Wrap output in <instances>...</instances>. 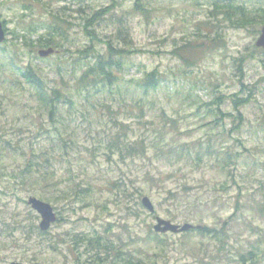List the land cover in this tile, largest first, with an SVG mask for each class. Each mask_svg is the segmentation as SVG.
<instances>
[{"label":"rangeland","instance_id":"obj_1","mask_svg":"<svg viewBox=\"0 0 264 264\" xmlns=\"http://www.w3.org/2000/svg\"><path fill=\"white\" fill-rule=\"evenodd\" d=\"M40 1L0 0V19L7 22L9 31H19L22 27L17 28L18 23L42 20L51 11L63 6L69 8L65 11V17L71 23L68 52L57 49L48 57L39 58L38 48L33 53L25 48L21 54L23 64L29 60L50 86L75 90L82 68L96 61L97 52L105 51L104 42H94V56L83 57L77 50L84 51L92 42L83 32L84 19L113 3L115 6L111 11L99 16L91 29L106 41L109 36L115 38L117 29L126 26L125 41L114 39L116 48L131 50L123 59V70L115 71L122 78L120 82L127 87V80L139 78L153 69L161 76L157 91L145 98L148 100L144 104L149 103L151 110L141 118L135 116L139 111L124 91L122 95H114V99L105 100L111 113L106 107L96 105L98 99L87 103L82 98L84 90L80 98L74 95L76 103L79 102L78 108L71 109L77 111L66 117V124L68 132L72 129L76 132L79 145L74 147L69 158H72L73 173L80 177L87 173L93 179L95 198L91 205L83 208L76 198L68 197L59 202L57 207L68 220L53 223L48 229L49 234L43 238H55L65 231L97 230L114 240L128 243L135 255L147 258L152 257L153 249L159 251L154 243L151 250L143 244L155 217L176 223L185 222L183 217H187L190 218L187 222L194 224L201 222L208 227H223L224 248L220 249L218 240L201 238L194 232L165 233L161 235L165 243L156 255V264H239L238 254L250 250L251 245L259 247L258 256L252 263L244 264H264V50L255 46L262 23L234 24L232 20H237V11L230 4L227 6L233 2L255 10L260 8L258 0H220L225 7L219 9L211 0H140L145 6L143 13L134 11L137 0ZM204 21L212 22L219 34L206 35ZM42 31L44 28L39 27L38 34ZM38 34H33V39ZM11 37L9 33L7 38ZM185 44L194 50L188 46L184 52L182 46ZM5 46L9 49V45ZM178 47L181 48L177 54L196 60L193 66H186L181 57L173 53ZM5 51L0 47V264L33 263L21 257L34 254H40L38 264H63V257L46 251L41 242H36L32 248L27 242L24 244L23 233L31 222V207L22 199L26 201L33 194L22 191L10 174L12 168L18 169L21 157L14 155L12 150L8 156L1 153L4 148L22 146L28 149L48 144L40 123L47 125L42 110H38L27 88L20 91L19 86L11 87V82L20 77L7 61L8 55H3ZM15 61H19V56ZM238 78L245 85L238 96L250 98L235 110L231 95L241 89ZM220 97L221 102H217ZM91 103L97 106L95 112L99 120L93 114ZM111 115L125 122L128 136L145 140L146 153L135 157L134 162L130 159L122 162L118 155H112L117 163L106 161L100 154L108 135L99 128L108 132L107 127L112 125ZM230 128L234 129L229 131ZM208 141L214 150L211 156L204 154ZM165 142H173L179 149L185 147L189 152L194 147L199 152L198 157L195 161L184 162L183 153L175 154L172 157L174 164L170 165L164 153ZM86 147L97 149L92 154ZM223 148L233 154V159L236 157L235 161L229 162L233 178L224 175L216 162L225 156L221 153ZM77 158L87 161L86 172L75 163ZM67 165L65 161L58 164V172L63 177L69 175ZM147 174L160 181L153 187L151 195L144 193L154 205L153 212L143 207L140 202L143 194H137L131 181L146 189L143 179ZM110 179L117 181L118 186L111 187ZM226 180L221 188L220 184ZM183 184L189 188L184 190ZM168 188L180 192V205L173 204L167 195ZM237 202L238 209L235 208ZM68 207L74 210L70 211ZM136 207H139V213L133 215ZM39 221L38 216L37 225ZM224 221L227 222L225 225ZM4 227L6 232L1 231ZM41 238L37 237L38 241ZM15 240L21 242L17 245Z\"/></svg>","mask_w":264,"mask_h":264},{"label":"trees","instance_id":"obj_2","mask_svg":"<svg viewBox=\"0 0 264 264\" xmlns=\"http://www.w3.org/2000/svg\"><path fill=\"white\" fill-rule=\"evenodd\" d=\"M37 2L41 3L40 0H37ZM211 2H213L216 9L225 7V5L220 4V0H211ZM258 2L260 4V8L255 10L248 9L245 4L235 5L233 2L227 3V6L230 4L237 11V20H232V23L238 25L264 23V0H258ZM114 6L115 3L111 4L110 7L105 8L101 12L95 11L91 16L84 19L83 32L90 37L92 42L84 49V51H77L80 52L83 57H87L89 54L94 56V42H104L106 46L104 52H97L95 62L88 64L86 68H82L79 76L77 77L75 90L50 86L43 77L42 72L34 67L29 60L23 64L21 55L25 48L28 49L29 53H33L37 48L44 47L62 49L63 53L69 51L67 40L69 39L71 23L65 17V11L69 9L67 6H63L57 11H51L49 15L42 20H33L28 24L18 23L17 28L22 27L19 31H9L7 28V34L10 33L12 37L10 39H5L4 43L0 44V47L6 50L3 55H8L7 61H9L11 66L17 70L20 79H22L12 81L11 87L19 86L20 91L27 88L26 91H28L30 96H32L36 101L37 107L39 108L38 110H42V114L46 118L45 122L47 126H43L40 123V127L43 131L44 140L48 142V144L45 143L30 146L28 149L22 146L4 148L2 149L3 152L1 155L8 156V153H11L9 150H12L14 151V155L17 154L21 157L22 161L17 166L18 169L12 168L10 174L16 179L15 181L22 191L31 192L33 195L50 203L54 207L57 212V220L55 224L68 220L58 209L57 206L59 202L63 199H67L68 197L76 198L77 201L81 203V208L87 207L94 202L96 192L95 183L87 173H84L83 177H80L78 174L72 172V158L69 157L72 154V151H74V147H78L79 142L77 140L78 137L76 132L73 129L71 132L67 131L68 124H66V117L68 115H73L77 111H71V109H77V105L79 103H76L74 95L76 94L78 98H80V93L84 90L85 94L82 98H84L87 103L98 99L96 105L106 107L108 112L111 113L112 109L105 100L107 98L114 99V95H122V92L124 91V94L129 97L133 105L136 106L139 111V113H135V116L141 118L151 110L149 103H147V105L144 104L145 101L148 100L145 98L151 95L152 92L157 91L161 82V76L159 75L157 69L145 72L139 78H131L127 80V87L124 83L120 82L122 78H120L119 73L115 71L121 72L123 70V59L126 55L131 53V50L126 48H116L114 39L118 41L122 38V41H125L127 32L124 29H126V26L117 29L115 38L109 36L106 41L101 39L98 33L91 29L93 28L96 20L99 19V16H103L105 12L111 11ZM24 7L28 8V5H24ZM134 11L138 13H143L145 11V6L140 0L135 2ZM227 17L230 18V15L228 14ZM118 21L121 23L122 20L119 19ZM3 23L6 24L7 22L4 20ZM202 23L205 24L206 35H210L212 33H215L216 35L219 34L212 22L209 23V21H204ZM39 27L44 28V31L40 34H38ZM36 33L38 36L33 39L32 35ZM5 45H9V49ZM188 46L189 45L187 44L182 46L183 50ZM189 47L193 49V47ZM180 48L181 47L176 48L173 53L181 57L182 62L186 66H193L196 60H189V58H183L182 54H177V51ZM185 51L186 50H184V52ZM18 56L19 61H15V58ZM33 57L36 58V55ZM240 60L242 59L240 58ZM237 80L241 83V89L238 93L231 95V97H233L231 102L233 104V109L235 110H238L241 105L246 104L250 98L238 96L242 92V88H244L245 85L241 78H238ZM234 96L237 97L234 98ZM219 99H221V97L218 98L217 102H221ZM216 104L219 105L218 103ZM91 105L92 108H94L93 114L96 115L95 117L99 120L100 118L95 112L97 106L94 103H91ZM81 113L83 114L84 112ZM89 113L90 112L88 111V114ZM237 116L240 120L241 115L238 114ZM109 120L112 125L107 127L108 132H106L103 127L99 128L101 132L104 131L108 135L106 145L100 152L106 161H115L112 155H118V159L122 162H126L127 159L134 162L136 159L135 157H139V155H144L146 153L147 147L145 140L143 138L134 139L132 136H128L127 131L125 130L126 125L124 121L118 120L117 118L115 119L112 115ZM234 128H230L229 131H232ZM95 131L99 133L98 128H95ZM220 139H222V137ZM164 147L165 157L170 165L174 164L172 157L175 154L183 153L182 160L186 162L195 161L199 153L194 147L191 152H189V150L185 147L179 149L173 142H165ZM204 148L205 155L211 156L214 153V150H211L212 147L210 142ZM95 149H97V147L92 149L86 147V150H90L92 154ZM221 153H225V156L223 159H217L216 161L219 165L220 171L224 175L226 174L227 176L233 178V172L231 173L229 170V162L235 161L236 157L233 159V154L225 148L221 150ZM235 155H238L237 152ZM58 158H62L63 160H58ZM176 158L179 160V157ZM63 161L68 164L67 167H70L69 175L65 177L58 172V164ZM115 162L117 163V160ZM75 163H79L80 167L84 168L85 172L87 171V161H85V159L77 158ZM3 167H6V164H4ZM147 176L143 179L144 184H146V189H144L141 184H135V181L131 180L133 182L132 187L138 195H144V193L151 195L153 187L158 185V182H160L157 181L154 175L147 174ZM108 182L111 187L118 186V182L115 180L110 179ZM224 183H227V180L222 181L220 184L221 188H224ZM188 188V186L183 184L184 190ZM163 189H165V187H163ZM166 191L167 195H169L172 198V201H174L173 204L180 205L178 204V201H181L180 192L177 189L172 190L171 188L166 189ZM22 201L26 203L25 200L22 199ZM138 204L141 205L139 202ZM235 208L238 209V202L236 203ZM68 210L73 211L74 208L68 207ZM135 210L136 211L132 212V214L138 215L140 210L139 207H136ZM29 212L31 222L28 229L23 233V240L25 241L24 244L27 242L28 247L32 248L36 242H41L42 244L40 245L44 247L46 251H52L54 254L62 256L63 258L61 259H64L63 264H156V255H159L158 252L162 250L165 243L161 236L162 234L155 233L150 224L149 229L147 230V237L144 239L143 244L151 250L154 243V247L157 246L159 251L156 252L153 249L152 257L147 258L135 255L134 250L129 248L128 243L124 244L121 240H114L97 230H93V232L65 231L63 234H57V237L55 238H43V236L49 234V231H41L36 223L38 216L33 213L31 209H29ZM175 217L176 215L173 216V219H175ZM183 219L184 221H188L190 218L183 217ZM225 223L227 222L224 221L223 225H225ZM198 224H201V222H198ZM18 229L20 230V227ZM1 231L6 232V227L2 228ZM193 231L201 238L218 240L217 242H219L221 246L220 249L224 248L225 237H223V235L225 232L223 227L217 229L216 227H208L205 224H201V227L194 228ZM190 232H192V230H190ZM37 237L42 238L38 241ZM15 241L17 242V245L21 242L19 240ZM145 252L147 253L148 250H145ZM258 252L259 247L251 245L250 250L238 254L237 261L239 264H244L247 261L252 263L258 256ZM39 255H22L21 258L33 262L34 264H38ZM260 257L261 259L263 257L261 251Z\"/></svg>","mask_w":264,"mask_h":264},{"label":"water","instance_id":"obj_3","mask_svg":"<svg viewBox=\"0 0 264 264\" xmlns=\"http://www.w3.org/2000/svg\"><path fill=\"white\" fill-rule=\"evenodd\" d=\"M5 37H6L5 30L2 22L0 21V43L4 41ZM255 44L257 47H261L264 49V24L261 27L260 34L256 39ZM53 51L54 49L52 47H48V48L39 49L37 53L38 56L40 57H46L49 54L53 53ZM26 202L31 207V209H33L40 217V221L38 223V227L40 228V230L42 231L47 230L51 226V224L56 221L57 214L50 203L34 195L28 196ZM141 203L150 212L154 210V206L147 196L141 197ZM192 227L193 225L189 222H185L183 224L173 223L170 220L163 219L160 217H156V223L153 225L154 231L161 233L166 231L179 233V232L187 231ZM10 264H32V263L12 261Z\"/></svg>","mask_w":264,"mask_h":264}]
</instances>
